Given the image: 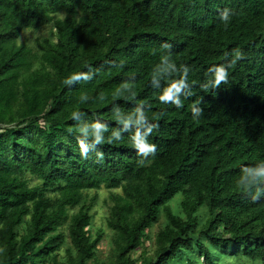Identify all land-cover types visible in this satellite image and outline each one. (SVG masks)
<instances>
[{
    "label": "trees",
    "instance_id": "16d2710c",
    "mask_svg": "<svg viewBox=\"0 0 264 264\" xmlns=\"http://www.w3.org/2000/svg\"><path fill=\"white\" fill-rule=\"evenodd\" d=\"M225 8L233 12L227 27L219 18ZM45 26L49 37L20 43ZM164 42L177 65L192 69L194 95L181 97L183 108L160 103L150 84L169 51ZM236 47L245 59L229 69V82L202 90L207 69L226 64ZM90 69L94 79L63 83ZM132 76L137 101L158 118L149 137L156 154L138 164L133 124L122 140L96 146L102 160L92 152L83 158L71 112L106 121L105 137L123 129L112 106L126 119L135 102L113 100L112 92ZM82 93L87 103L78 101ZM195 101H202L198 119ZM262 160L264 0H0V264H100L103 232L88 229L95 198L87 192L101 188L110 192L112 232L102 264H264V199L253 202L235 186L242 165ZM161 215L152 255L131 258Z\"/></svg>",
    "mask_w": 264,
    "mask_h": 264
},
{
    "label": "clouds",
    "instance_id": "9594fccd",
    "mask_svg": "<svg viewBox=\"0 0 264 264\" xmlns=\"http://www.w3.org/2000/svg\"><path fill=\"white\" fill-rule=\"evenodd\" d=\"M232 15V10L228 8L220 11L219 18L225 24V27H227ZM171 47L172 45L167 42L161 45L162 49L169 51L162 54L159 63L151 69L149 74L150 84L153 89L158 90L155 94L160 103L172 104L177 108H183L184 101L181 97L188 99L194 95L192 85L188 81V76L192 69L187 64L177 65L171 59ZM225 58L227 60L226 64L212 65L207 69L206 80L200 85L202 90L219 89L221 84H227L229 82V69L245 59V54L239 47H236L226 53ZM123 64L124 62L121 61L116 66L123 67ZM94 77L95 72L90 69L87 72L70 74L63 80V83L71 87L81 80L90 81ZM135 89V76H132L121 81L112 92L113 100L123 98L125 101L135 102V106L127 118L124 119L120 115L124 110L118 104H113L111 111L112 114L115 113L116 115H112V119L116 124H123L124 128L119 131H112V134L107 137H105L104 133L110 131L109 124L95 113L92 119H84L86 113L79 110L71 112V120L75 121V125L69 131L76 133V141L80 149V155L83 158L88 159L89 153L92 152L98 160H102L104 153L96 146L103 145L105 142L113 144L122 140L123 134L127 132L129 125L134 124L136 129L129 140L137 155L142 157L138 164L144 166L146 162H150L148 157L156 154L157 146L149 141V137L154 130L159 128V124L153 122L158 118L155 115L151 119L149 118L147 113L150 106L145 105L142 101H137ZM77 99L80 103H87L90 97L82 93ZM96 99L103 102L107 99V96L104 92H100ZM201 102L195 101L190 105L194 119H198L203 113V109L199 106ZM262 185H264V160L254 165L241 166L240 175L235 181V186L243 195L250 198L253 202L264 199V187H261ZM217 264H223V262L217 261Z\"/></svg>",
    "mask_w": 264,
    "mask_h": 264
},
{
    "label": "rangeland",
    "instance_id": "374dc122",
    "mask_svg": "<svg viewBox=\"0 0 264 264\" xmlns=\"http://www.w3.org/2000/svg\"><path fill=\"white\" fill-rule=\"evenodd\" d=\"M50 31H51L50 26H45L44 28L40 29L39 31L35 33L26 31L22 35L20 39V43L25 42L30 47H32L36 39H39L42 37L44 38L49 37ZM28 136L30 137V135ZM24 178L29 179L30 177L26 175ZM30 184L35 186L38 184V182L36 180H32L30 181ZM87 193L89 194V199L95 198L94 206L91 210V215H92L91 226L88 229L91 230L92 234L95 233L99 229L102 230L103 232V238L101 240L100 246H98L97 251H96L97 260L100 262V264H102L108 261L109 259L108 256H109L110 247H111L112 232L106 228V220L109 216V206L111 205V201H110L111 196H110V192L108 190H105L104 188H101L99 191H91ZM180 197H181L180 195L176 196L173 201L179 200ZM163 222H164V218L161 215L158 223L155 224V226H153L150 232L148 233L149 240H146L144 242V247L135 251L132 254L131 258L137 259L140 257H145L146 255H149V256L152 255V252L154 250L155 237L157 233L159 232V230L162 228ZM22 229H23V226H20L18 229L20 231V232L18 231L20 234L22 233L21 232ZM61 231L65 235V243H64V246L58 251V255H59L60 261L64 262L65 261L64 260V249L69 244V240L67 238L66 229H62ZM200 261H203V259L200 258ZM170 264H187V262L185 260L183 261L176 260L175 262L173 261ZM239 264H246V263H244L243 261H240ZM258 264H261V263H258Z\"/></svg>",
    "mask_w": 264,
    "mask_h": 264
}]
</instances>
